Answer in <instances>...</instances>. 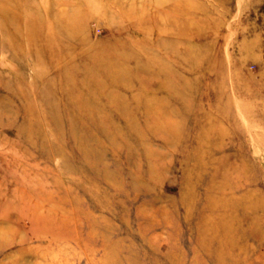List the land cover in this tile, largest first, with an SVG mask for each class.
<instances>
[{
	"label": "rangeland",
	"instance_id": "1",
	"mask_svg": "<svg viewBox=\"0 0 264 264\" xmlns=\"http://www.w3.org/2000/svg\"><path fill=\"white\" fill-rule=\"evenodd\" d=\"M0 264H264V0H0Z\"/></svg>",
	"mask_w": 264,
	"mask_h": 264
},
{
	"label": "bare ground",
	"instance_id": "2",
	"mask_svg": "<svg viewBox=\"0 0 264 264\" xmlns=\"http://www.w3.org/2000/svg\"><path fill=\"white\" fill-rule=\"evenodd\" d=\"M154 14V13H153ZM186 16V15H185ZM146 29V28H145ZM148 29V28H147ZM148 31V30H147Z\"/></svg>",
	"mask_w": 264,
	"mask_h": 264
}]
</instances>
